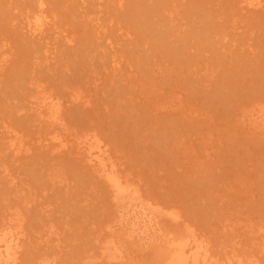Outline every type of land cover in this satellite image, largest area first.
<instances>
[{
	"label": "rangeland",
	"instance_id": "obj_1",
	"mask_svg": "<svg viewBox=\"0 0 264 264\" xmlns=\"http://www.w3.org/2000/svg\"><path fill=\"white\" fill-rule=\"evenodd\" d=\"M242 2L0 0V229L21 227L20 264H107L116 204L77 150L87 137L144 201L182 218H161L150 243L121 231L127 264H162L166 237L188 230L219 262L264 264V135L248 124L264 111V6ZM37 94L62 104L69 149L42 143ZM13 135L27 154L13 156Z\"/></svg>",
	"mask_w": 264,
	"mask_h": 264
},
{
	"label": "bare ground",
	"instance_id": "obj_2",
	"mask_svg": "<svg viewBox=\"0 0 264 264\" xmlns=\"http://www.w3.org/2000/svg\"><path fill=\"white\" fill-rule=\"evenodd\" d=\"M242 3L245 5L246 9L255 10V11L264 6V0H243ZM39 5H40V8L44 6L43 3H41ZM43 10H39V12H42ZM42 14L44 15L43 12H42ZM35 15H36V13H35ZM43 15H39V16L36 15L37 17L34 20V22L27 20L28 22H26L27 23L26 26H28V28H29L28 30H30L29 32H31L32 34H36V35L44 32V27H46L45 26L46 23H45V19L42 17ZM30 19L32 20V18H30ZM242 22H243V20H242ZM26 30H27V28H26ZM31 33H29V34L32 35ZM5 63H6L5 59H3V58L0 59V76H1V72H3L2 71L3 67L6 66ZM115 64H114V66H115ZM48 66H49V64H48ZM114 72H115V70H114ZM37 95H39V94H37ZM31 106L32 107L30 108V111H32L36 115L38 120L41 123L48 124V126L50 128H52V131L49 135V138L44 139L42 143H47V145H45V146H49V148L51 146L52 147L51 148L52 153L58 154L61 151L69 149L71 142L69 140H65L64 139L65 137L62 138L61 135L58 134V130L63 127V119H62L63 106H62V104L60 102L56 101L55 99L51 98V97H45V96L39 95L38 97H35V100ZM248 124L255 131H258V133H261L264 135V111L262 110V111L255 113V114H252L249 117ZM5 132H7L9 134L8 131H5ZM18 137H17V135L16 136L13 135V136L8 138L9 139V143H8L9 146L8 147L11 150L13 156L14 155L19 156V154L22 155L24 153L27 154V152L29 151V149L25 148V144L23 143V141H20V139ZM21 140H23V139H21ZM77 148H78L77 150L81 154H83V156L85 158L84 161H86L92 168H94L95 171L97 172V174L99 175V177L102 178L104 180V182H106L108 184V187L110 188V190L112 192V196H113L114 202L116 204V209H115L116 213H114V215L116 214V221L114 222L113 225H111L109 227L110 235H109V237L107 236L108 240H106V242L101 247L102 258L106 261L107 264H123V263L127 264L128 262H130L126 247L124 245L125 243L123 244V242H122V239L124 240V238H122L123 234L121 237V234H120L121 231H125V232L129 233L134 239H137L141 242L150 243L156 237H158L159 235L162 234L161 230L159 228V221L161 218L167 217L172 222H174L176 224L180 223V220L182 219V218L180 219V216H178L177 214H175L174 212H171V211H169V212L160 211L158 208L154 207L153 204L151 205L150 203L144 201L142 199L143 197L141 198V195H139V193L135 189H133L129 184H127L128 182L126 183L122 179L123 176L120 177V175H119L120 173L117 172V169H116L117 167L115 166L116 164L115 165L113 164L111 157L109 155V152L107 150V147L105 145H103L100 141L96 140V138L87 137V138L79 141ZM30 150H32V149H30ZM8 176H9V173H8ZM9 183H11V182H9ZM138 189H140V188H138ZM12 215H14V214H12ZM8 217H10V216H8ZM23 217H24V215H23ZM12 218L13 217H11L10 219H12ZM12 220L9 221L10 223H8L5 228L0 229V264H20L21 254L23 252L24 243H25L24 242V240H25L24 239V233H23L20 226H16V224H12L13 223ZM19 222L21 223V221H19ZM182 222H183V220H182ZM233 225H234V223H233ZM231 227H232V225H231ZM253 231H255V230L253 229ZM50 232H51L50 235L51 234L57 235L54 231H50ZM195 235L193 234V232L188 230L187 232H185V233H183L177 237H171V238L166 237V242H165L166 246H165V250H164L165 253L163 254L162 264H244L245 260L242 261L239 257H234L236 262H234V259H228L227 262H223V263L219 262L218 261L219 259L217 260L215 258V256H213L211 254L210 248L207 245L209 242H207V244H206L204 242L205 240L202 241L200 237H199L200 239H198ZM58 237H59V235H58ZM49 238H51V237H49ZM255 240H258L259 242L263 241L264 240V233L263 234L260 233V235ZM55 241H57V240H55ZM27 244H28V242H27ZM257 244L254 243L255 246ZM258 247H259V244H258ZM260 248H261V250H259V251L260 252L263 251V249H264L263 246ZM255 249H257V248H255ZM259 251H258V253H259ZM255 255H253V256H255ZM93 258H94V256H93ZM93 258H91V259H93ZM255 258L256 257H254V259ZM249 261H250V263H249ZM258 262H259V260H258ZM258 262H257V260H248L249 264H257ZM248 263H245V264H248ZM259 263H261V262H259ZM40 264H57V263L56 262H50V261L46 260Z\"/></svg>",
	"mask_w": 264,
	"mask_h": 264
}]
</instances>
